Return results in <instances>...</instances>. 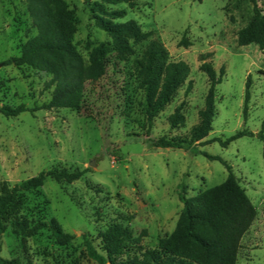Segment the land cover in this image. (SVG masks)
<instances>
[{
  "label": "rangeland",
  "instance_id": "1",
  "mask_svg": "<svg viewBox=\"0 0 264 264\" xmlns=\"http://www.w3.org/2000/svg\"><path fill=\"white\" fill-rule=\"evenodd\" d=\"M65 1L75 9L72 42L88 62L96 45L105 42L111 47L112 39L94 24L87 0ZM255 1L264 11V0ZM108 6L125 10L115 21L135 20L151 32L149 39L163 43L172 60L187 62L189 75L149 125L133 69V60L148 39L134 44L135 53L125 60L110 48L104 74L86 81L79 109L40 108L10 117L0 113V188L50 168L85 170L70 182L47 177L38 191L23 193L19 212L30 223L55 218L65 232L73 234L71 241L60 245L47 230L22 238L10 227L0 235V264H4L1 259H16L20 264H99L87 255L85 240L98 247L99 234L115 224L140 237L130 254L156 247L159 238L176 226L182 190L193 196L225 179L224 164L204 153L231 165L256 210L240 240L236 264H264V142L256 136L260 130L264 133V49L236 41L237 31L253 14V2L134 0ZM36 33L26 0H0V104L33 107L49 101L52 88H46L45 82L51 75L5 64ZM182 37L191 44L179 45ZM204 61L217 73L224 68L205 143L188 150L154 147L151 140L186 137L199 122L209 85L206 73L199 69ZM248 75L250 99L244 117ZM177 106L184 121L172 127L169 116ZM244 128L254 135L238 137L227 146L217 140Z\"/></svg>",
  "mask_w": 264,
  "mask_h": 264
},
{
  "label": "trees",
  "instance_id": "2",
  "mask_svg": "<svg viewBox=\"0 0 264 264\" xmlns=\"http://www.w3.org/2000/svg\"><path fill=\"white\" fill-rule=\"evenodd\" d=\"M87 1L94 24L111 37L112 46L100 42L93 48L90 60L85 62L72 42V35L76 30L75 9L69 8L65 0H26L27 10L37 33L22 44L18 56L10 57L5 64H14L18 68L28 66L46 72L51 77L45 82V87L52 89L49 101L40 106L0 104V113L4 116H17L21 112H33L40 108L79 109L86 81L95 80L104 74L106 53L110 48L115 50L118 59L125 60L135 53L134 44L148 40L151 36V32L142 30L135 20L115 21L125 14V10L108 6L121 2L133 4L134 0ZM251 1L253 14L247 24L237 31L236 41L238 45L255 43L260 49H264V11L255 0ZM190 44L185 37L179 41V45ZM133 69L138 86L143 91L145 119L151 125L155 116L185 82L190 67L184 60H172L163 43L152 38L141 54L134 58ZM199 69L206 73L209 83L204 106L199 110V122L186 137H160L151 140L154 147L188 150L205 143L203 139L212 130L216 85L222 80L224 68L220 67L217 73L210 62L204 61ZM250 87L251 77L248 75L244 89V117L247 116ZM190 88L189 83L188 91ZM180 109L177 106L169 116L172 127L184 121ZM244 135L254 134L244 128L224 140H217L221 145L227 146L232 140ZM256 136L264 142L263 130L258 131ZM204 155L224 164L227 169L225 179L193 196H186L182 190L179 195L182 208L176 226L170 234L159 238L156 247L130 254V247L138 244L140 237L134 236L129 227L115 224L99 234L98 247L92 240H85L87 255L99 264H236L240 240L251 226L256 210L245 189L239 184L231 165L218 156L207 153ZM84 172L85 170L50 168L11 187L2 184L0 235L10 227L22 238L47 230L56 243L68 244L73 234L65 232L55 218L30 223L19 215L23 193L38 191L47 177L58 182H70ZM1 261L4 264H20L16 259Z\"/></svg>",
  "mask_w": 264,
  "mask_h": 264
}]
</instances>
